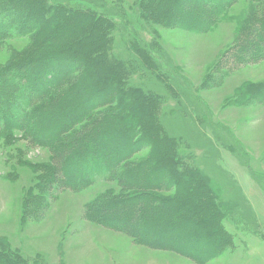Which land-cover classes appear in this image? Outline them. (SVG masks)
Returning <instances> with one entry per match:
<instances>
[{
  "label": "rangeland",
  "instance_id": "rangeland-1",
  "mask_svg": "<svg viewBox=\"0 0 264 264\" xmlns=\"http://www.w3.org/2000/svg\"><path fill=\"white\" fill-rule=\"evenodd\" d=\"M43 2L52 9H74V15L92 20L91 29L100 21L101 29L105 21L114 26L102 46L109 49L108 62L124 63L112 108L142 126L145 140L138 158L174 160L171 164L181 172L185 160L212 183L187 200L188 211L198 213L196 220L204 229L200 238L194 236L195 243L207 245V253L191 252V258L151 250L91 220L90 204L118 196V185L100 180L81 192L50 191L51 151L29 146L16 131L0 134L3 251L25 264H264V60L219 66L261 16L264 4L240 0L230 8L218 4L214 10H188L193 20L189 30L168 23L163 8L157 16L150 9L156 3L167 7L168 0ZM29 7L25 2L21 15ZM38 15L36 11L31 17ZM20 30L17 26L14 33ZM30 44L29 38L15 36L1 42L0 68ZM140 93L160 100L161 107L153 101L147 109H136ZM154 125L160 126L159 133ZM185 216L180 213L179 223ZM205 255L206 261L195 258Z\"/></svg>",
  "mask_w": 264,
  "mask_h": 264
},
{
  "label": "trees",
  "instance_id": "trees-1",
  "mask_svg": "<svg viewBox=\"0 0 264 264\" xmlns=\"http://www.w3.org/2000/svg\"><path fill=\"white\" fill-rule=\"evenodd\" d=\"M43 1L0 0V43L13 36L31 41L18 59L0 68V134L16 131L29 146L51 151L50 191L81 192L100 180L116 183L121 190L118 196L107 195L90 204L87 215L91 220L123 232L151 250L191 258L195 252L207 253V245L195 243L194 236L200 238L204 229L196 220L198 213L188 211L187 200L196 189L211 188L212 183L185 160L181 172L171 164L174 160L138 158L143 149L140 143L145 140L142 126L137 121L130 123L134 119L112 108L116 90L122 87L117 76L124 71V63L108 62L109 49L102 46L108 43L114 26L105 21L101 29L100 21L91 29L90 18H79L74 9H52ZM168 1L167 7L156 3L150 9L157 16L163 8L168 23L192 30L188 10L202 11L207 6L214 10L218 4L230 8L240 0ZM253 1L264 4V0ZM25 2L30 7L23 16L19 8ZM36 11L40 15L33 19ZM181 17L189 22H180ZM17 26L21 30L14 33ZM262 60L264 8L240 42L223 55L219 66L255 65ZM137 97L135 108L139 110L155 102L146 94ZM155 103L162 105L160 100ZM152 128L159 133L160 126ZM161 140L175 144L170 137ZM170 193L173 198L161 195ZM180 213L186 216L179 223ZM1 247L0 264H25ZM205 257L195 256L198 261L208 260Z\"/></svg>",
  "mask_w": 264,
  "mask_h": 264
}]
</instances>
